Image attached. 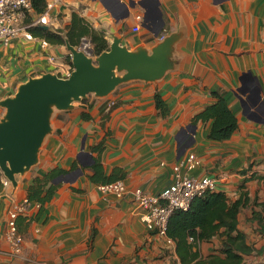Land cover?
Segmentation results:
<instances>
[{
  "label": "crops",
  "instance_id": "crops-1",
  "mask_svg": "<svg viewBox=\"0 0 264 264\" xmlns=\"http://www.w3.org/2000/svg\"><path fill=\"white\" fill-rule=\"evenodd\" d=\"M73 12L104 31L110 43L121 37L133 51L143 47L152 53L173 35L171 66L159 78L130 79L106 96L88 94L59 113L54 108L38 161L16 175L17 185L4 186L0 170V264H183L175 241L148 228L145 209L131 196L99 190L100 183L89 177L90 158L83 156V163L78 157L83 142L92 156H100L107 174L121 167L130 189L150 193L168 187L174 166L194 153L197 166L181 172L217 177V190L232 200L246 191L249 222L239 221V227L247 233L251 223L258 226L253 215L260 206L253 201H264V0H70L52 9L49 28L65 29ZM137 24L140 29L134 31ZM36 37L0 42V117L1 101L30 77L47 72L67 77L73 70L66 44L42 47ZM214 90L226 93L239 122L223 141L208 137L211 121H192L216 100ZM158 91L169 104L167 116L156 105ZM101 141L102 152H93ZM74 162L77 167L64 175L43 210L36 202L24 205L17 218L22 250L10 254L9 214L24 203L32 179L56 166L71 169ZM259 234L253 242L257 248L264 244ZM220 244V235L202 241L200 253L207 256ZM251 255L246 264L264 262V254Z\"/></svg>",
  "mask_w": 264,
  "mask_h": 264
},
{
  "label": "trees",
  "instance_id": "trees-1",
  "mask_svg": "<svg viewBox=\"0 0 264 264\" xmlns=\"http://www.w3.org/2000/svg\"><path fill=\"white\" fill-rule=\"evenodd\" d=\"M33 9L42 13L46 9L47 0H32ZM36 36L44 37L54 44L80 45L84 37L88 38L93 47V53L99 55L110 49V42L102 30L93 27L89 21L77 12H73L70 23L65 29L52 30L41 25L34 27ZM71 53V52H70ZM68 53V63L73 68L72 55ZM212 94L216 100L207 105L193 117V122L211 121L208 137L223 141L232 137L239 127L238 118L229 106L225 92L214 90ZM156 105L162 116L170 113L169 104L164 100L161 92L155 93ZM84 118H90L83 113ZM104 149V141L92 147V151L99 154ZM94 162L90 165L92 174L90 179L95 183H107L125 177L126 172L121 167H115L110 174L105 172L100 156H93ZM77 167L74 162L71 169L53 167L43 175L35 176L27 188V198L40 204L41 210L56 194L61 182L55 180L69 173ZM256 176V175H254ZM264 179V177H263ZM249 202L246 191H242L237 199L232 200L222 190H207L191 202L188 209H177L169 219L167 235L176 243V252L183 264H243L246 255L264 254V244L257 248L249 242L247 233L239 227V215ZM260 209L254 211L253 218L257 220V230L264 235V201L254 200ZM18 224V223H17ZM220 235L221 244L214 252L203 256L199 244ZM190 237L193 240H190ZM264 264V262H262Z\"/></svg>",
  "mask_w": 264,
  "mask_h": 264
},
{
  "label": "water",
  "instance_id": "water-1",
  "mask_svg": "<svg viewBox=\"0 0 264 264\" xmlns=\"http://www.w3.org/2000/svg\"><path fill=\"white\" fill-rule=\"evenodd\" d=\"M121 42V37H114L110 49L99 55H95L93 49L84 51L67 42L74 66L69 76L47 72L30 77L14 96L1 101L6 112L0 119V169L13 185H17V174L24 173L38 161L42 143L52 130L54 108H71L74 101L89 93L106 96L130 79L159 78L171 66L173 35L155 46L152 53L143 47L130 50ZM83 156L90 158L89 164L94 162L84 142L78 155L82 162ZM65 179L60 176L55 182Z\"/></svg>",
  "mask_w": 264,
  "mask_h": 264
},
{
  "label": "built area",
  "instance_id": "built-area-1",
  "mask_svg": "<svg viewBox=\"0 0 264 264\" xmlns=\"http://www.w3.org/2000/svg\"><path fill=\"white\" fill-rule=\"evenodd\" d=\"M69 1L47 0L45 11L37 13L33 9L32 0H0V42L10 45L20 37L27 40L38 38L32 29L39 25L49 26L52 22V9ZM137 19L139 21L144 20L142 15H137ZM139 29L140 24L133 26L134 31ZM160 38L164 39L165 34H162ZM39 40L42 47H47L50 44L44 37H39ZM76 47L84 51L93 49L90 40L86 37ZM48 59L55 62L57 57L49 55ZM110 104H113V102ZM198 163L197 156L190 153L174 166L176 173L174 181L159 193H150L141 187L130 189L122 179L100 183L98 188L103 193L117 197L131 196L140 207L145 209L143 217L148 228L172 241L173 239L167 235V227L173 212L177 209H188L192 200L207 190H217V177L210 175L195 176L181 172L182 167L193 169ZM3 184L7 186L11 184V181L5 177ZM23 202V204H16L9 214L7 236L11 248L8 252L12 255L21 252L24 241V237L18 229L17 218L24 210V205L32 203L28 198H25ZM190 240H193V238L190 237ZM0 253H2L1 250Z\"/></svg>",
  "mask_w": 264,
  "mask_h": 264
},
{
  "label": "rangeland",
  "instance_id": "rangeland-1",
  "mask_svg": "<svg viewBox=\"0 0 264 264\" xmlns=\"http://www.w3.org/2000/svg\"><path fill=\"white\" fill-rule=\"evenodd\" d=\"M69 53H70V50H69ZM74 68V67H73ZM35 77H39V76H35ZM29 80V79H28ZM27 80V81H28ZM26 82V81H25ZM24 82V83H25ZM17 92V91H16ZM89 95H90V97L91 96H93V95H95L94 93H89ZM82 99H84V98H81L80 100H82ZM78 101V100H77ZM58 111H60V110H58V109H56L55 108V113H59ZM5 112H6V108L4 107V114H2L1 115V117H0V119L1 118H4L5 117ZM54 112V111H53ZM49 134V133H48ZM47 134V135H48ZM30 169V168H29ZM1 170V169H0ZM2 172V171H1ZM3 173V172H2ZM11 181V180H10ZM11 184H12V182H11ZM11 184H9V185H11ZM4 186H6V185H4ZM8 186V185H7ZM244 207V209L242 210V214H241V217H240V223H241V225H247V223L249 222V219H248V216H247V211H248V206H243ZM248 229H249V231L247 232V235H248V239H249V241L250 242H258L260 239H259V237H261L260 236V234L258 233V231H257V226L255 227V225L253 224V223H251L248 227H247ZM245 259H246V261H244V263L243 264H246V263H248V262H250L252 259H253V257H252V255H246L245 256Z\"/></svg>",
  "mask_w": 264,
  "mask_h": 264
}]
</instances>
